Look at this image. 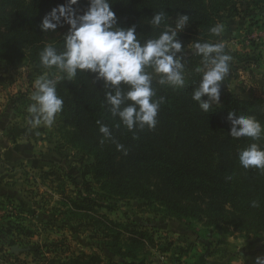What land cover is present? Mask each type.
<instances>
[{"label": "trees", "instance_id": "16d2710c", "mask_svg": "<svg viewBox=\"0 0 264 264\" xmlns=\"http://www.w3.org/2000/svg\"><path fill=\"white\" fill-rule=\"evenodd\" d=\"M64 3L66 0H0V66L28 60L37 73L50 72L49 78H55L60 71L55 67L43 68L39 54L48 44L63 51L64 34L69 26L42 32L39 25L54 7ZM109 3L118 26L135 25L142 43L158 37L165 25L174 27L181 14L188 15L189 23L178 38L193 45L217 43L220 38L210 28L224 18L240 14L236 0H109ZM74 7L82 14L87 0H80ZM157 12H164L166 17L160 28L150 24ZM224 50L232 58H242L226 47ZM180 55L185 64L184 87L162 85L158 83L159 76L153 73L155 99H164L157 124L151 130L145 127L129 131L119 117H113L105 98L110 88L102 81H94L93 74L78 70L74 79L57 83V94L64 102L58 115L67 131L68 144L79 153L82 178L79 182L72 174L66 175L77 192L76 196L62 200L64 211L60 215L67 224L90 232L91 239L103 245L101 251H107V256L84 251L64 256L68 253L56 241L45 246L33 242L37 235L22 223V207L7 199L1 203L0 264H24L22 255L38 264L43 259L48 264H146L152 249L158 247L152 233L135 222H115L100 212L111 210L110 203L127 200L142 201L169 218L194 220L232 236H264V170H245L238 157L239 151L251 143L264 148V137L258 141L248 137L234 139L229 135L231 125L227 120L228 111H234L237 116H254L264 126V99H244L225 92L220 105H213L209 112L202 111L192 100L202 78L197 71L203 67L202 57L195 54V49ZM121 87L127 91L126 85ZM98 121L110 128L112 139H104ZM117 144L123 145V149L118 150ZM14 247L21 251L12 252Z\"/></svg>", "mask_w": 264, "mask_h": 264}, {"label": "rangeland", "instance_id": "374dc122", "mask_svg": "<svg viewBox=\"0 0 264 264\" xmlns=\"http://www.w3.org/2000/svg\"><path fill=\"white\" fill-rule=\"evenodd\" d=\"M236 1L240 14L219 23L223 31L218 38L242 58H232L220 101L225 92L244 99H264V0ZM178 39L184 46L178 55L193 52L192 43L187 44L185 38ZM244 59L255 62L246 63ZM42 74L28 60L0 66V144L4 143L3 147L0 145V168L4 170L10 192L4 203L11 199L22 207V223L37 235L33 242L45 246L56 241L68 253L64 256L82 251L107 256V251H101L103 245L91 239L90 232L84 233L78 225L67 224L60 215L64 211L62 200L76 196L77 192L66 175L72 174L79 182L82 178L79 153L68 144L67 131L59 115L51 128L30 130L25 123L27 108L33 102L34 81ZM63 75L60 72L55 78ZM9 145L13 149L8 150ZM12 160L14 166L8 164ZM50 172L55 175H48ZM110 204L111 210L100 209V212L115 222H135L152 233L158 247L152 249L146 264H255L257 256H264V236H232L194 220L169 218L139 200ZM21 261L38 264L26 255L21 256ZM40 264H48V260L43 259Z\"/></svg>", "mask_w": 264, "mask_h": 264}, {"label": "clouds", "instance_id": "9594fccd", "mask_svg": "<svg viewBox=\"0 0 264 264\" xmlns=\"http://www.w3.org/2000/svg\"><path fill=\"white\" fill-rule=\"evenodd\" d=\"M79 3L80 0H66V3L54 7L39 25L42 32L69 26L64 34L63 51L48 44L39 54L43 68L55 67L64 75L49 78L45 73L34 81L35 91L31 94L33 102L27 108L26 125L30 130L54 125L64 103L57 94V83L62 79H74L80 70L93 74L94 81H102L110 88L105 93L109 111L113 117H119L129 131L145 127L154 129L164 98L155 99L153 73L159 76L158 83L162 85L185 86L184 58L177 54L184 51L178 35L188 25V15H179L174 27L165 25L158 37L142 43L135 25L128 28L118 26L109 0H87V8L82 14L74 7ZM165 18L164 12L154 13L150 24L160 28ZM222 31V24L210 28L216 36ZM193 47L195 54L202 57L203 67L197 68L202 78L193 91L192 100L202 111L209 112L213 105H220L221 88L229 75L232 56L225 54L223 42H196ZM148 68L152 72H148ZM122 84L127 86V91L123 90ZM227 120L231 125L229 135L234 139L248 137L258 141L264 137V126L254 116H237L234 111H228ZM97 123L104 139H112L110 128L99 121ZM117 149L122 150L123 145L117 144ZM238 157L245 170H264V148L259 144L251 143L239 151ZM252 206L257 205L253 202ZM255 264H264V256H257Z\"/></svg>", "mask_w": 264, "mask_h": 264}, {"label": "crops", "instance_id": "0c3cea01", "mask_svg": "<svg viewBox=\"0 0 264 264\" xmlns=\"http://www.w3.org/2000/svg\"><path fill=\"white\" fill-rule=\"evenodd\" d=\"M0 145H2V147L4 146V143L3 142H1V144ZM12 146V145H11ZM10 145H9V147H8V150H9V148L11 147ZM10 149H13L12 147L10 148ZM18 155V154H17ZM14 158V157H13ZM11 160V159H10ZM17 160H19V157H18V159ZM8 164H11L12 166H14L15 165V162L12 160V162L11 163H8ZM4 170H2L1 168H0V203H3L4 201H5V199L8 197V196H10V192L8 191V188H7V186H6V183H5V175H4V172H3Z\"/></svg>", "mask_w": 264, "mask_h": 264}, {"label": "water", "instance_id": "95a60500", "mask_svg": "<svg viewBox=\"0 0 264 264\" xmlns=\"http://www.w3.org/2000/svg\"><path fill=\"white\" fill-rule=\"evenodd\" d=\"M19 251H21V250L17 247L12 248V252H14V253H18Z\"/></svg>", "mask_w": 264, "mask_h": 264}]
</instances>
